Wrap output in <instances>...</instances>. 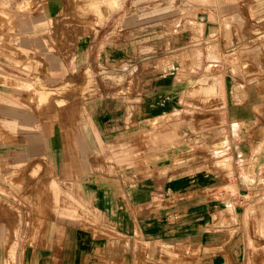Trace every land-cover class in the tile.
<instances>
[{"label": "rangeland", "instance_id": "rangeland-1", "mask_svg": "<svg viewBox=\"0 0 264 264\" xmlns=\"http://www.w3.org/2000/svg\"><path fill=\"white\" fill-rule=\"evenodd\" d=\"M78 1L0 0V67L10 73L7 83H30L17 89L0 84V207L9 212L5 218L14 221V208L34 210L40 200L23 194L35 187L38 171L56 177L63 164L70 170V203L59 198L53 205L60 213L68 210L74 224L87 217L88 209H81L91 207L86 187L94 185L98 175L113 179L122 195L132 192L138 197L149 190V208L163 204L157 192L164 190L159 187L166 172L168 177L204 165L200 168L208 174L224 172L230 180L216 162L221 154L214 155L217 150L205 145L206 140L220 141V136L190 132L217 126V119H207L204 112L210 109L207 102L220 96L218 83L208 93L198 92L194 89L203 78H196L224 69L234 80L236 95L239 60L247 68L255 64L264 77V51L250 50L264 47V0H218L212 13L209 8L185 9L170 19L161 17L160 7L140 5L139 14L146 21H135L133 34L140 39L134 43L132 33L126 40L132 27L125 19L129 9L124 0L107 15L102 4L100 13H93L91 1L89 9L85 7L88 13L78 14L73 8ZM150 9L155 15L148 20ZM185 15L193 21L182 22ZM171 27L175 30L168 33ZM29 35L39 42L21 40ZM199 65L200 70L193 71ZM87 79L91 90L85 87ZM188 118L191 122L185 123ZM27 144H33V157L25 152ZM38 162L42 165L37 168ZM250 171L247 163L245 172ZM220 183L198 188L212 193L201 205L221 202L220 210H226L231 222V211L220 197L222 188L229 191L231 186ZM47 189L60 188L51 182ZM20 191L21 197L16 194ZM245 198V257L226 264H264V228L259 241L253 224L254 206L264 211V199L247 193ZM29 216L22 215V221ZM200 217L203 230L193 234L198 244L181 247L175 261L164 263V257L155 256L151 264H223L211 262L207 255L223 252L224 247L212 249L203 224L211 216ZM224 217L222 212L214 214L213 223H228ZM231 258H237L236 251Z\"/></svg>", "mask_w": 264, "mask_h": 264}, {"label": "crops", "instance_id": "crops-1", "mask_svg": "<svg viewBox=\"0 0 264 264\" xmlns=\"http://www.w3.org/2000/svg\"><path fill=\"white\" fill-rule=\"evenodd\" d=\"M88 1H91L90 5L94 7L93 13L95 10L100 13L98 5L103 1L107 2L108 5L104 6L103 11L107 15L119 0H79L73 5L74 12L88 13L85 10V7L89 9L90 5L86 6ZM215 4H219L218 0L199 2L197 0H141V2L124 0V5L129 9L126 10L125 19L132 27L131 31H126V37L128 33H132L133 43L140 39L133 34V25L140 17L145 22L146 16H140L137 6L160 7L163 9L160 12L163 13L161 17L170 19L172 14L180 17L185 9L208 10L209 8L212 13ZM152 11V9L149 10L148 20L155 15ZM98 16L101 17V14ZM188 20L193 21V18L186 15L182 18V22ZM119 30H123V27H119ZM174 30L175 28L171 27L168 33ZM128 39L127 37L126 40ZM21 40L39 42L36 35L24 36ZM253 49L264 51V47L250 48V50ZM200 65L193 71L200 70ZM239 67L236 95L233 89L234 80L224 69L221 72L216 70L215 75L211 72V75L205 74L196 78H203L194 89L198 92L208 93L201 87L209 83L216 85L218 83L220 96L215 101L212 98L207 102L210 104V109L204 112L207 119H217V126L211 125L202 132L190 131L195 136L215 133L220 136L217 137L221 138L220 141L206 140L205 145L217 150L214 155L221 154V158L216 162L225 168L227 175L231 177L230 180L223 171L221 174H208L207 169L200 168L204 165L183 169L168 177L166 172L159 187L164 190L157 192V198L163 199V204H159L156 208H149L146 205L150 199L149 190L141 191L138 197L132 192L130 194L125 192L122 195L118 192L113 179L98 175L93 180L94 185L86 187L85 198L91 200V207L83 206L81 209H88L87 217L82 218L80 224H74L69 221L68 210H62L60 213L59 209L54 208L53 205L54 199L59 198L65 200L66 204L70 203L69 166L61 165V175L56 174V177L52 174L45 175L44 171L43 173L38 171L39 173L33 179L36 182L35 187L23 194L29 199L40 200L34 210L14 208L15 218L13 222H10L5 218L9 212H5V208L3 210L0 207V264H151L156 261L155 256H162L165 258L164 263H170L176 260L181 247L198 244L199 241L194 240L193 234L197 231L202 232L203 227L198 219L204 214L211 216L206 218L207 223H203L208 233L206 241L210 243L212 249L224 247L223 252L214 254L212 251L207 254L211 262L223 264L230 261L242 262L245 257L248 211L245 195L252 194L253 198H259L261 201L264 199V77H261V73L256 70L255 64L247 68L245 64L242 66L239 60ZM190 73L187 76L194 79ZM7 76H10V73L0 67V84L15 87V89L25 88V85L30 84L28 81L16 80L7 83L10 81ZM210 79L212 81L209 82ZM85 87L91 90L89 79L86 80ZM42 88L43 86L38 90ZM190 122L189 118L185 120V123ZM32 145L27 144L25 148L29 157L34 156ZM231 148L234 149L232 153ZM206 153L209 154V152ZM247 163L251 169L250 173L244 170ZM40 165L42 162H38L37 168ZM51 182L55 183L56 188H60L61 191L60 189L48 190L47 187ZM216 183L231 186L229 191L222 188L223 192L220 194L222 202H225L231 211L233 217L231 222L230 216H226L229 215L226 210H220L221 202L212 201L211 204L201 205L203 200L211 198L212 193L198 190V188ZM188 193H191V196H187ZM16 194L21 197L22 192H16ZM134 197L137 200L140 199L141 203L128 202ZM220 212L225 216L223 220L228 223L215 225L213 215ZM25 214L32 215V218L29 216V220L23 222L22 215ZM253 216L254 229L258 232L257 239L261 241L263 238L260 231L264 228L261 227V224H264V211L261 210V205L255 204ZM10 247L14 248L12 254L9 253ZM235 251L236 259L231 258Z\"/></svg>", "mask_w": 264, "mask_h": 264}, {"label": "bare ground", "instance_id": "bare-ground-1", "mask_svg": "<svg viewBox=\"0 0 264 264\" xmlns=\"http://www.w3.org/2000/svg\"><path fill=\"white\" fill-rule=\"evenodd\" d=\"M85 4H86V2L84 3V5H83V7H85ZM102 5H103V7L104 6H106V5H108L107 4V2H102L101 3ZM89 4H86V6H88ZM99 6V5H98ZM262 18V17H261ZM216 84L215 83H209L208 85H205V86H202L201 87V89L203 90V91H206V92H209V91H211L212 89H214ZM261 133V132H260ZM244 169V168H243ZM245 170V169H244Z\"/></svg>", "mask_w": 264, "mask_h": 264}]
</instances>
